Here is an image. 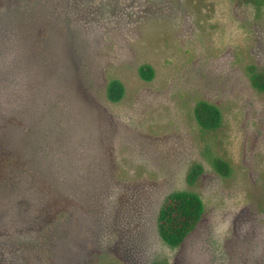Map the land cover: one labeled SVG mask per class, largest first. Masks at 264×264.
<instances>
[{
    "label": "rangeland",
    "instance_id": "374dc122",
    "mask_svg": "<svg viewBox=\"0 0 264 264\" xmlns=\"http://www.w3.org/2000/svg\"><path fill=\"white\" fill-rule=\"evenodd\" d=\"M250 66L264 72V0L1 1L0 198L23 224L0 264H264V94ZM198 101L220 110L217 131L197 124ZM11 173L60 192H33L23 214ZM180 191L204 214L171 248L157 216Z\"/></svg>",
    "mask_w": 264,
    "mask_h": 264
},
{
    "label": "trees",
    "instance_id": "16d2710c",
    "mask_svg": "<svg viewBox=\"0 0 264 264\" xmlns=\"http://www.w3.org/2000/svg\"><path fill=\"white\" fill-rule=\"evenodd\" d=\"M3 0H0V2ZM6 1V0H5ZM252 3L258 4L262 0H248ZM250 83L252 87L260 93L264 94V72H259L253 66L248 67ZM138 74L143 81L150 82L154 79V70L149 65H143L139 68ZM125 96V87L117 79H110L106 84V97L112 103L120 102ZM194 118L201 129L208 132L217 131L222 125V115L220 110L205 101H198L193 110ZM210 164L212 169L221 177H229L232 173L230 164L219 157H211ZM3 170V168H0ZM16 173V172H15ZM15 173L9 174L13 181L18 178L26 179L24 185H20V181L16 184L17 197L23 200L27 209L23 214L28 212V208L32 201V193H38L41 197H48L51 199L55 193H59L58 186L50 182L46 183V188L43 183L29 187L32 177L28 173L23 176ZM203 173V167L200 164L193 165L186 176V182L189 185H194L197 179ZM2 176H5V171H0ZM16 195V194H15ZM16 199L10 203L9 199L0 198V242L2 239L11 242V236L14 229L20 228L23 224V219L18 218V214L14 210H18L15 206ZM12 204V206H11ZM18 205V204H17ZM204 214V204L202 200L193 193L189 192H175L170 194L163 202L157 216V232L161 240L171 248H178L182 245L184 240L196 229L197 225ZM33 217V213L31 218ZM153 264H169L166 261H159Z\"/></svg>",
    "mask_w": 264,
    "mask_h": 264
}]
</instances>
